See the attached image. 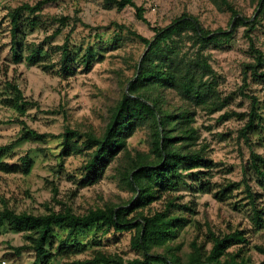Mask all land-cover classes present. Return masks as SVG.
Instances as JSON below:
<instances>
[{"label": "rangeland", "instance_id": "rangeland-1", "mask_svg": "<svg viewBox=\"0 0 264 264\" xmlns=\"http://www.w3.org/2000/svg\"><path fill=\"white\" fill-rule=\"evenodd\" d=\"M38 1L0 0V147L10 146L13 155L9 162H18L26 155L34 162L28 175L0 173V211L8 206L17 213L42 215L47 213L48 204L55 211L70 207L82 215L90 209L103 207L107 202L123 205L134 193L118 179L122 155L111 164L100 183L80 189L79 182L88 158L72 156L62 162L59 158L62 140L51 136H59L67 126L81 131L94 128L97 134H102L109 110L121 98L125 83L133 78L136 64L147 50L138 36L152 40L155 35L153 27L165 28L185 13L199 18L210 31L230 30L232 16L218 11L209 0H133L144 8L148 25L136 18L135 8L131 6L119 10L104 0H58L40 13L25 16L31 20L37 18L36 28L27 35L28 43L43 46L50 54V64L55 66L53 73H44L41 68L25 62L14 64L10 49L9 12L25 4L33 6ZM231 2L242 16L251 18L256 15V0ZM246 30V27L239 28L234 40L224 49L209 51L211 64L217 72V88L221 98L226 99V107L214 114L199 109L195 118L194 126L201 134L197 148L204 147L205 156L217 164L213 179L217 184L229 180L242 182L244 172L249 170L251 153L264 157V80L249 77L245 84L242 75L243 64L253 62L248 34L255 47L264 54V15L259 18L254 31L246 33ZM57 32L60 33L56 35ZM67 42L75 73L64 78L59 75L61 53L58 48ZM87 50H92L94 56L89 72L81 64ZM12 82L19 85L26 100L37 104L24 117L5 105L8 86ZM169 97L173 105L180 104L175 94L170 93ZM251 97L257 99L261 128L258 133L250 134V140L246 142L240 131L252 109ZM227 114L238 116L222 119ZM24 123L26 128L46 134L45 141L18 143L25 131ZM127 144L133 155L136 151L148 153L147 130L139 129ZM249 176L252 190L263 196L258 201V208L264 210V191L255 176ZM175 196L180 198L179 203H192L196 210L195 214L182 213L191 223L171 243L181 247L179 254L184 259L191 250L192 241L196 237L200 241L207 240L210 228L217 234L236 229L245 231L251 248L248 256L255 264L262 261L263 257L255 246L264 245V228L256 230L254 227L244 185L234 192L232 199L221 203L213 194L194 193L186 188ZM164 207L165 202L159 201L151 208L156 211ZM27 236L28 233H17L8 227L0 229V264L34 263V252L24 250L18 256L15 251L30 245ZM55 237L56 243L65 240L67 231L55 229ZM132 237V233L114 231L106 236L102 229L92 228L78 237L87 246L85 252L56 257L50 264H81L93 259L98 252L118 254L131 260L138 257L131 247ZM163 253L164 248L153 251V254Z\"/></svg>", "mask_w": 264, "mask_h": 264}, {"label": "trees", "instance_id": "trees-1", "mask_svg": "<svg viewBox=\"0 0 264 264\" xmlns=\"http://www.w3.org/2000/svg\"><path fill=\"white\" fill-rule=\"evenodd\" d=\"M57 1L40 0L33 6L25 4L9 12L10 49L14 64L25 62L41 68L44 73L54 72L50 54L44 51L43 46L28 43L27 35L36 28L37 18L31 20L25 16L40 13ZM104 2L119 10L127 6L135 8L136 18L150 25L144 16V8L133 0ZM209 2L218 11L231 14L230 30L210 31L199 18L187 13L165 28L153 27L155 35L152 40L138 36L147 50L136 64L133 78L125 83L121 98L109 110L102 134H97L94 128L81 131L67 126L59 136H51L62 140L59 153L62 162L72 156L88 158L79 182L80 189L100 183L111 164L122 155L118 179L133 191V197L123 205L107 202L103 207L90 209L82 215L70 207L55 211L48 204L47 213L42 215L17 213L5 206L0 211V229L8 227L17 233H28L30 245L16 248L18 256L28 250L35 254L33 264H50L56 257L81 254L87 246L78 237L87 230L98 228L106 236L111 231L132 233L131 247L138 257L125 260L118 254L98 252L93 259L81 264H255L248 256L250 241L243 230L217 234L209 228L207 240L200 241L196 237L192 241L186 259L179 254L181 247L171 244L191 223L182 213H196L192 203L181 204L180 198L175 196L183 188L194 193L213 194L221 203L232 199L234 192L244 185L254 227L256 230L264 228V210L258 208V201L263 196L255 193L249 183V174H253L264 191V157L251 153L249 170L244 172L242 182L214 183L217 164L205 156L204 147L197 148L201 134L194 126L197 110L214 114L226 107V99L221 98L217 88V72L211 64L209 51L224 49L241 27L247 28L246 33L254 31L259 18L264 15V0H256V15L251 18L242 16L231 0ZM247 38L253 62L243 64L245 84L249 77L264 80V54L255 47L250 34ZM58 49L61 53L59 75L69 78L75 73L69 43ZM81 64L86 72L91 70L94 64L92 50L85 52ZM8 87L5 105L20 116L24 117L28 110L37 106L26 100L17 83L12 82ZM170 93L175 94L180 104H172ZM250 99L253 101L252 109L240 131L246 142H249L250 134L258 133L261 128L257 99ZM235 116L238 115L227 114L222 119ZM143 128L148 132L149 152L136 151L133 155L127 142ZM46 137V134L25 126L18 143H41ZM10 149V146L0 147V173L30 174L33 160L26 155L18 162H9L13 155ZM159 201L165 202L164 209L153 211L151 207ZM55 229L67 231V239L56 243ZM161 248H164L163 254H153L155 249ZM255 249L263 257L258 264H264V245L255 246Z\"/></svg>", "mask_w": 264, "mask_h": 264}]
</instances>
